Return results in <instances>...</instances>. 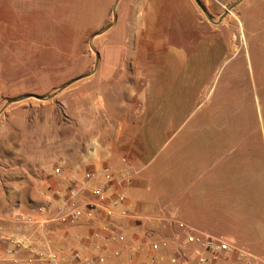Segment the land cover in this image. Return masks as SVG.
Segmentation results:
<instances>
[{"label": "crops", "instance_id": "obj_1", "mask_svg": "<svg viewBox=\"0 0 264 264\" xmlns=\"http://www.w3.org/2000/svg\"><path fill=\"white\" fill-rule=\"evenodd\" d=\"M145 2L140 0L135 16L130 19L120 16L119 9L111 31L96 36L97 65L86 77L71 84L54 101L36 99L35 103L30 97L19 101L14 115L11 110L7 111L0 122V264H13L5 250L12 238L22 237L10 223L13 206L19 205L23 211L50 207L57 181L51 170L59 160H65L69 170H76L79 177L84 171L100 172L103 168L116 175L123 168L122 159L132 170L126 187L118 189L114 182L99 177L76 199V203H82L88 199L89 189L104 183L126 198L124 207L116 209L113 217L98 213L91 222L82 217L72 225L50 223L31 235L37 249L63 253L64 261L59 264H85L86 260L96 257H102L104 264H140L146 261V250L132 260H128V255L144 235L167 241L168 246L158 252L160 264H175L172 242L178 228L173 220L252 253L264 251V213L255 222L259 228L246 229L244 220L235 216L232 219L231 210H227L233 195L240 198L248 191L254 197L260 192L262 199L263 170L252 163L249 165L248 157L247 162L242 157H234L235 161L231 162L240 160L241 168L247 170L244 178L243 170L226 165L225 161L212 160L209 138L214 116L210 118L212 112L203 114L208 108L206 105L228 107L233 99L242 97L239 88L242 80H247L248 68L245 67V75L240 68L241 77L237 78L235 74L239 71L229 67L224 86L219 88L224 89V94L218 102H213L218 85L214 88L212 81L218 66L209 74L192 63L199 47L205 59L220 57L227 61L235 58L230 52L231 43L236 39H263L264 13L254 10L252 2L264 7V0H243L235 7L239 11L226 16L225 28L235 30L225 35L228 41L215 33L216 28L210 32L204 29L205 32L197 23L194 29L191 23H184L186 20L172 21L169 0ZM241 12L250 13L253 22L249 37L240 20ZM188 35L191 43L187 45L180 38ZM208 74L212 77L209 81ZM234 81L239 86L231 85ZM210 89L212 99L202 105V98ZM201 120L208 122V128H199ZM230 121L231 117L224 115L223 122L216 124L215 129L226 131L228 137L240 138V129L224 130ZM200 136L208 137L205 144L195 143L196 147L191 145L192 150L188 149ZM173 144L176 148L171 153L176 151L177 164L170 163L163 169L162 163L150 174L152 166ZM171 166H176L175 179L169 177ZM248 166L250 169L254 166L255 171L249 174ZM122 208H127L129 217L119 216L117 211ZM160 217L165 221L143 220ZM104 223L114 233L123 235L124 242L94 249L85 237ZM113 251H119L120 256L115 258ZM74 254L79 256L78 261L71 260ZM17 256L23 260L28 253L19 251Z\"/></svg>", "mask_w": 264, "mask_h": 264}, {"label": "rangeland", "instance_id": "obj_2", "mask_svg": "<svg viewBox=\"0 0 264 264\" xmlns=\"http://www.w3.org/2000/svg\"><path fill=\"white\" fill-rule=\"evenodd\" d=\"M146 1L149 2V0ZM199 1L213 22L219 21L224 16L220 23L215 26L214 23L209 22L193 0H169L168 8H171L173 12L169 18L172 21L176 18H179V21L186 20L184 23H191L193 27L197 23L203 28L202 31L210 32L216 28L215 33L223 35L222 38L228 41L225 35L235 30L233 28L228 30L223 22L229 13L239 11L233 8L226 13L237 0L234 2L232 0ZM138 3L140 0H118L117 2L116 0H0V122L9 113L7 111L11 110L14 115V109L19 103H12L4 108L7 102L26 96L34 102L37 101L33 98L34 96L42 97L44 101H54L70 87L67 85L71 81L90 73L97 65L98 44L95 35L108 26L109 29L104 33L111 31L113 17L117 18L119 9L120 16L125 19L133 18ZM252 6L254 10L264 13V7L256 2H252ZM240 20L244 23L246 36L249 37L248 30L253 26L250 13L241 12ZM193 37L197 42L196 34ZM189 38L191 35L182 36L180 39L188 45ZM231 45L233 47H231L230 56L235 57L233 60H220V57L205 59V53L200 47L195 53V59H192V63L194 61L195 65L207 70L209 74L215 65L218 66V73L212 81L215 82L214 88L218 85L213 102H218L220 95L224 94V89L219 88L224 86L222 83L229 67L239 71L235 74L237 78L241 77L240 68L244 75L245 67L248 68L247 80H242V86L239 88L242 97L233 99L228 107L219 103L217 108L206 105L209 99H212L210 98L213 93L211 89L206 91L202 98L204 99L202 105L208 107L203 114L212 112L210 118L214 116V126L210 129L211 138H209L210 146L213 148L212 160L225 161L226 165L235 166L241 171L243 169L240 166V160L232 163L235 161L234 157H242L244 161L248 157V164H254L255 168L263 170L264 174V37L259 41L236 39ZM209 74L206 75L207 81L212 78ZM236 83L238 82L234 81L231 85L239 86ZM53 94L54 96L49 98ZM224 115L231 117L229 122L231 127L227 125L224 130L227 129L229 132V130L240 129L242 131L240 138L228 137L226 131L218 132L215 129L216 124L223 122ZM198 124L200 129L208 128L207 125H209L202 120ZM207 138V136H200L194 139L188 149L192 150L191 145L196 147L195 143L205 144ZM175 148L176 144L171 145L170 149L165 151L152 166L149 173L152 174L154 172L152 169L162 163L163 169L170 163L176 165V151L171 153ZM228 151L232 152L228 153ZM256 154L257 159H255ZM254 166L251 169L248 166L249 174L254 170ZM242 167H245L243 162ZM171 168L169 177L175 179L176 166ZM242 175L245 178L247 170H243ZM246 192L247 195L243 192L240 198L233 195L227 210H231L232 219L235 216L244 220L246 229L250 227L257 229L260 226L255 225V222L260 218L258 216L264 213V190L261 200L260 192L254 197L248 191ZM254 253L264 256V251Z\"/></svg>", "mask_w": 264, "mask_h": 264}, {"label": "built area", "instance_id": "obj_3", "mask_svg": "<svg viewBox=\"0 0 264 264\" xmlns=\"http://www.w3.org/2000/svg\"><path fill=\"white\" fill-rule=\"evenodd\" d=\"M123 168L116 175L110 169L103 168L100 172L94 170L84 171L78 176L76 170H69L65 160H59L51 170V175L57 179L52 204L50 207H39L23 211L19 205L13 206L10 223L14 229L21 233L19 239L12 238L10 246L5 250V255L13 264H59L64 261L60 250L37 249L32 236L42 231L50 223L72 225L84 217L91 222L96 219L98 213L107 217H113L116 209L124 207L126 198L107 187L106 184L89 189L88 199L82 203H76V199L89 186L92 181L103 177L106 182H114L115 187H126L132 177V170L125 159L121 160ZM120 217H129L127 208L117 211ZM140 220V219H139ZM147 223L165 221L164 218H145ZM172 223L178 228L174 234V257L175 264H215L218 261L227 264H264V256L256 255L249 250L237 247L228 241L212 234L201 233L189 225L173 220ZM32 235V236H31ZM85 241L94 249H106L115 243L124 242V236L114 233L107 223L102 224ZM168 246L165 240H153L150 235H144L142 242L134 244L128 255L132 260L136 255L146 250V261L140 264H160L158 252ZM190 246L192 251L190 250ZM25 251L28 256L21 260L17 253ZM113 256L118 258L119 251H113ZM72 261H78L79 256L71 255ZM85 264H104L102 257L88 259Z\"/></svg>", "mask_w": 264, "mask_h": 264}, {"label": "water", "instance_id": "obj_4", "mask_svg": "<svg viewBox=\"0 0 264 264\" xmlns=\"http://www.w3.org/2000/svg\"><path fill=\"white\" fill-rule=\"evenodd\" d=\"M117 1H118V0H116V2H117ZM241 1H243V0H237L236 2H234V3L228 8V10H227L226 13H229V12H230L233 8H235V7H236ZM193 2L196 4V6L199 8V10L202 12V14L205 16V18H206L209 22L214 23V24H218V23H220V21L223 19L224 16H222V17L220 18L219 21H217V22H213L212 19H211V16H210V15L208 14V12L204 9V7H203V5L200 3V1H199V0H193ZM113 18L115 19V16H114ZM108 29H109V26H108L106 29H104L103 31H101L100 33L96 34L95 36L104 33V32L107 31ZM84 77H86V76H84ZM84 77H80V78H78V79H75V80L71 81L67 86L73 84V83L76 82V81H79L80 79H82V78H84ZM53 96H54V94H53L52 96H50L49 98H52ZM27 98H29V97L26 96V97H23V98H21V99H17V100L9 101V102H7V103L4 105V108L7 107V106H9V105L12 104V103H17V102H19V101H21V100H24V99H27ZM33 98H35V99H37V100H44L42 97H38V96H34ZM49 98H48V99H49Z\"/></svg>", "mask_w": 264, "mask_h": 264}]
</instances>
